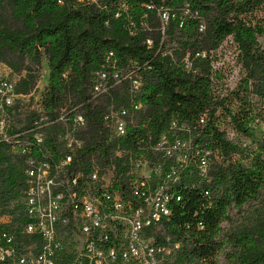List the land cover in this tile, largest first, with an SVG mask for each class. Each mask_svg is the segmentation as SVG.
I'll list each match as a JSON object with an SVG mask.
<instances>
[{"label":"trees","instance_id":"obj_1","mask_svg":"<svg viewBox=\"0 0 264 264\" xmlns=\"http://www.w3.org/2000/svg\"><path fill=\"white\" fill-rule=\"evenodd\" d=\"M262 7L264 0H0V62L24 72L16 91L34 90L32 66L45 59V112L54 118L67 101L80 106L86 127L74 171L89 170L92 157L114 165L113 187L123 190L130 156L162 174L176 169L163 234L148 233L180 243L168 264H264V129L249 142L255 126L264 128V25L254 21ZM227 38L241 70L233 87L220 83L214 65ZM101 72L104 106L90 94ZM111 105L126 108L130 122L109 140L103 117ZM62 130L46 129L45 146L56 156ZM116 148L125 152L115 156ZM24 187L22 158L0 156V205L18 221Z\"/></svg>","mask_w":264,"mask_h":264},{"label":"built area","instance_id":"obj_2","mask_svg":"<svg viewBox=\"0 0 264 264\" xmlns=\"http://www.w3.org/2000/svg\"><path fill=\"white\" fill-rule=\"evenodd\" d=\"M106 79L104 72L97 74L93 96L106 92ZM15 83L7 75L0 78V156L22 158L25 187L17 202L20 221L0 205V264H168L180 243L162 244L148 233L163 234L170 213L167 189L176 169L162 174L160 166L130 156L123 190L113 187L114 165L103 166L92 157L89 170L74 171L86 127L80 106L62 107L50 118L39 94L34 100L35 88L19 93ZM131 84L136 89L139 82ZM129 122L126 108L109 106L103 117L109 140L124 135ZM55 123L63 127L57 156L45 146L46 129ZM163 143L161 137L156 149ZM124 152L116 148L114 155ZM207 165L202 156L201 175ZM71 235L80 246L68 251L65 238Z\"/></svg>","mask_w":264,"mask_h":264},{"label":"rangeland","instance_id":"obj_3","mask_svg":"<svg viewBox=\"0 0 264 264\" xmlns=\"http://www.w3.org/2000/svg\"><path fill=\"white\" fill-rule=\"evenodd\" d=\"M2 10H0L1 14ZM162 25L161 28L165 27L167 25V14L166 12L163 13L162 16ZM255 22L259 23L260 25H264V7H262L260 10L255 12ZM258 44L261 47H264V34L260 35L258 37ZM236 54L237 51L235 49V46L232 44L231 39L227 38L223 41L221 47L216 52L215 62L214 65L216 68L222 71L223 78L220 80V83L223 86L227 87H233L241 73L240 67L236 62ZM34 69L33 74L35 76V84H34V100L38 98V94L43 89L45 83H46V76H47V70H46V60L42 59L41 63L39 65L32 66ZM24 72H21L20 74L11 72L10 68L0 62V78L5 77L6 75L10 78H13L17 80L18 78L23 77ZM119 83V81H116ZM91 96L93 94V91L90 92ZM98 96L94 95L93 99L94 102L97 104H100L101 106H104L105 103L102 101L103 99L97 98ZM96 98V99H95ZM70 102H65L63 104V107L68 108ZM71 108V107H70ZM262 124H259L254 127L253 133L251 138L249 139L250 143H255L257 140H259L262 136ZM84 137H87V134L84 135ZM229 137H234V135L230 132ZM94 160H96L94 158ZM65 242L67 244L68 251H71L72 249H75L76 247L80 246V241L77 239L76 235H71L70 237L65 238Z\"/></svg>","mask_w":264,"mask_h":264}]
</instances>
